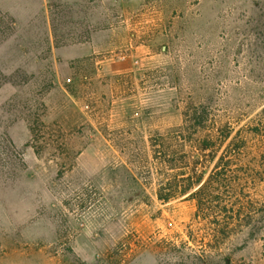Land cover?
Returning a JSON list of instances; mask_svg holds the SVG:
<instances>
[{
	"label": "rangeland",
	"instance_id": "374dc122",
	"mask_svg": "<svg viewBox=\"0 0 264 264\" xmlns=\"http://www.w3.org/2000/svg\"><path fill=\"white\" fill-rule=\"evenodd\" d=\"M222 130L264 171V0H0V264H264V213L157 196Z\"/></svg>",
	"mask_w": 264,
	"mask_h": 264
},
{
	"label": "trees",
	"instance_id": "16d2710c",
	"mask_svg": "<svg viewBox=\"0 0 264 264\" xmlns=\"http://www.w3.org/2000/svg\"><path fill=\"white\" fill-rule=\"evenodd\" d=\"M190 116L200 124L207 119L203 110H196ZM230 138V132H210L199 147L208 149L218 140V146H221ZM250 146L247 136H233L223 151L220 164L210 174L206 176L204 171L193 170L183 176L182 184L170 185L168 190L160 188L158 198L168 202L187 195L184 199L193 200L204 219L213 217L216 224L214 239L220 244L234 232L240 217L251 218L255 213H264V171L252 168L257 161L248 157ZM260 163L263 164L261 160ZM221 165L223 169L219 168ZM255 195L261 197L259 210L252 208L251 200ZM197 213L198 209L195 216Z\"/></svg>",
	"mask_w": 264,
	"mask_h": 264
}]
</instances>
